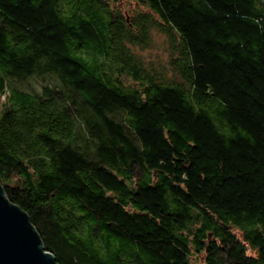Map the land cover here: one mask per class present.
<instances>
[{
    "label": "trees",
    "instance_id": "1",
    "mask_svg": "<svg viewBox=\"0 0 264 264\" xmlns=\"http://www.w3.org/2000/svg\"><path fill=\"white\" fill-rule=\"evenodd\" d=\"M120 1L0 0L7 198L58 264H264V0H131L178 81Z\"/></svg>",
    "mask_w": 264,
    "mask_h": 264
},
{
    "label": "rangeland",
    "instance_id": "2",
    "mask_svg": "<svg viewBox=\"0 0 264 264\" xmlns=\"http://www.w3.org/2000/svg\"><path fill=\"white\" fill-rule=\"evenodd\" d=\"M115 6L126 15L129 21H134L136 17L138 21L139 17L143 15L153 18L155 21L153 25L155 26H149L147 41L141 45H130V48L149 74L156 78L178 81L179 75L175 70V60L179 57V49L176 42H173L169 35L162 30L159 21L155 19L151 11L143 4L131 0H121L115 3ZM125 79L128 83H132V80L128 77H125ZM42 84V79L34 76L22 82L19 86L26 90H39ZM193 262L194 264H205L203 254L196 255Z\"/></svg>",
    "mask_w": 264,
    "mask_h": 264
},
{
    "label": "water",
    "instance_id": "3",
    "mask_svg": "<svg viewBox=\"0 0 264 264\" xmlns=\"http://www.w3.org/2000/svg\"><path fill=\"white\" fill-rule=\"evenodd\" d=\"M0 264H58L29 214L6 196L0 182Z\"/></svg>",
    "mask_w": 264,
    "mask_h": 264
}]
</instances>
